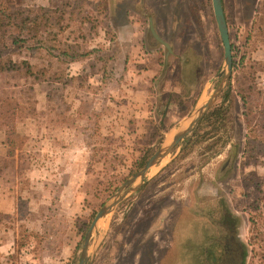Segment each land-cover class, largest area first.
<instances>
[{"label": "rangeland", "instance_id": "obj_1", "mask_svg": "<svg viewBox=\"0 0 264 264\" xmlns=\"http://www.w3.org/2000/svg\"><path fill=\"white\" fill-rule=\"evenodd\" d=\"M222 3L230 81L189 143L98 221L92 264H180L202 252L206 217L223 209L237 220L242 264H264V0ZM6 4L50 10L54 37L45 43L88 56L68 63L28 43L12 58L45 68L44 78L0 73V240L11 245L0 264H78L93 217L143 166L135 162L185 126L220 82L211 0Z\"/></svg>", "mask_w": 264, "mask_h": 264}, {"label": "trees", "instance_id": "obj_2", "mask_svg": "<svg viewBox=\"0 0 264 264\" xmlns=\"http://www.w3.org/2000/svg\"><path fill=\"white\" fill-rule=\"evenodd\" d=\"M51 13L50 10L43 9L41 14H37L33 9L21 5L6 4L5 6H0V73L15 71L32 78L36 82L44 78L47 71L45 68H38L27 60L15 61L12 58V54L22 48H26L28 43L39 45L38 50H44L48 53L60 51L58 56L68 63L82 60L88 56L87 52H82L78 46L63 44V49L60 50L56 46H49L47 42L45 43L46 39L54 37V35L48 33ZM41 32L45 34L44 40L40 38ZM50 57L52 56L50 55ZM229 94L228 87L223 99L228 97ZM242 101L244 105L243 98ZM205 119L204 117L201 122ZM189 139L190 137L187 136L182 141L183 147L189 143ZM149 155L150 153L142 156L135 162V167L140 168L149 158Z\"/></svg>", "mask_w": 264, "mask_h": 264}, {"label": "water", "instance_id": "obj_3", "mask_svg": "<svg viewBox=\"0 0 264 264\" xmlns=\"http://www.w3.org/2000/svg\"><path fill=\"white\" fill-rule=\"evenodd\" d=\"M211 6L217 25L219 37L223 46V60L225 69L223 71H220L216 75V77H221L220 82L210 94L209 98L203 101L202 105L199 104V106L196 108L195 115L189 120V122L185 126H183L178 132H176L169 141L162 144L146 160V162L138 171H136L130 178L123 182V184L117 189L116 198H114V200H111L107 204L102 205V207L98 210L83 237L78 264H92V256L88 255V249L90 240L92 238L93 232L96 228L98 221L108 215L112 211V209L117 206L128 195V193L136 192L141 187L150 169L159 164L164 158L171 154L172 150L176 148L178 144L192 132L195 126L200 122L203 116L212 107L219 94L225 89V87L229 83L232 71V54L227 24L222 7V1L211 0ZM149 32L158 43H160L166 48V57H168V55L171 54L172 50L166 42L162 41L159 36H157L151 18L149 19Z\"/></svg>", "mask_w": 264, "mask_h": 264}, {"label": "flooded vegetation", "instance_id": "obj_4", "mask_svg": "<svg viewBox=\"0 0 264 264\" xmlns=\"http://www.w3.org/2000/svg\"><path fill=\"white\" fill-rule=\"evenodd\" d=\"M218 212V218L206 217L211 230L204 227L201 232L202 252L193 258H181L180 264H242L243 251L236 234L237 220L224 209Z\"/></svg>", "mask_w": 264, "mask_h": 264}, {"label": "crops", "instance_id": "obj_5", "mask_svg": "<svg viewBox=\"0 0 264 264\" xmlns=\"http://www.w3.org/2000/svg\"><path fill=\"white\" fill-rule=\"evenodd\" d=\"M152 22H153V20H152ZM124 25H128V22H126V24H124ZM3 199H4L5 202H7V198H0V201L3 202ZM3 213H4V215L7 216L9 211L8 210H4ZM10 249H11V245H5L4 240L3 241L0 240V253H4V252L7 253Z\"/></svg>", "mask_w": 264, "mask_h": 264}, {"label": "bare ground", "instance_id": "obj_6", "mask_svg": "<svg viewBox=\"0 0 264 264\" xmlns=\"http://www.w3.org/2000/svg\"><path fill=\"white\" fill-rule=\"evenodd\" d=\"M203 104V102L201 103V105Z\"/></svg>", "mask_w": 264, "mask_h": 264}]
</instances>
